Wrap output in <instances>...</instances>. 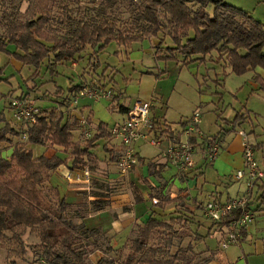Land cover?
Here are the masks:
<instances>
[{
  "label": "rangeland",
  "instance_id": "374dc122",
  "mask_svg": "<svg viewBox=\"0 0 264 264\" xmlns=\"http://www.w3.org/2000/svg\"><path fill=\"white\" fill-rule=\"evenodd\" d=\"M143 1L144 0H115L112 4L109 0H50L49 10L47 12L48 24L46 27L52 34L59 35L65 34L69 26L78 20L97 19L103 21L109 19L113 21L116 26L115 28H122L131 22V13L134 7L133 3H142ZM226 1L248 11L255 19L264 22V0ZM34 6L35 0H0V33L5 32V23L8 21L25 22L27 19L34 17ZM207 10L212 13L214 11V5L210 3ZM162 19L167 21L165 16H163ZM168 29H170V25L165 22L164 30L168 31ZM164 37L165 34L160 33L159 38L135 41L128 46H122L116 41H112L104 48L96 49L98 51V58L95 56L96 53H94L91 47L84 51L82 57L79 59L64 61L57 64L53 54H51L43 61L38 72H36V67L25 65L12 56L1 53L0 128L9 123L10 126H13L20 132L19 137H13V142L23 139L22 130L24 126L21 125L20 128L14 121L12 112L9 109L8 99L11 95H16L23 91L25 92V89L29 85L36 88V91L32 92L31 96L37 99L43 112L48 113L52 110H63L67 117L76 119V129H74L75 140H80L83 144L86 143V141L90 140L98 132L97 125L94 124L98 123V121L94 119V123H92L90 127H85L81 124L80 119L88 116V110L83 100H81L79 104H74V100L77 98L78 94L71 95L69 107H62L60 102H58L62 96L64 97L67 95L69 87L72 86L73 83L86 79L84 86L87 85L91 89H94L98 84L103 87L113 86L114 92L116 94L120 92L119 97H122L121 99L118 98V101H113V104L112 101L107 99H101L102 102L100 104L102 106L94 104V108L100 111L102 120L111 118L110 113L108 114L106 111H113L114 108L117 107V105L114 104L125 103L127 105H133L137 100H152L159 116L165 115L168 123H170L173 128L169 126L164 130V135L166 137H171L173 140H165L163 146H166L167 142L178 140H174L176 137L174 131L179 134L183 140L187 139V136L183 133L180 126V121L190 119L196 112L201 114L199 130L202 129L203 132L207 134H218L222 128H229L231 130L233 127L228 121H232L238 113L249 114L250 116H248L247 122L242 126V129L238 128L231 131L228 139L230 142L239 137L237 140L241 146L243 137L239 134V131L243 130V128L248 132L254 130L248 135V141L250 143L259 142L263 145L260 149L256 150L255 157L260 167L264 169V92L257 94L251 86L252 80L255 78V73L253 71L240 75L234 73L230 67L226 66L224 60H219L220 56L216 50L208 54L204 60L185 62V58L181 54H177L175 58L171 59H156L154 55L156 45L160 43H163V46L172 45L170 38ZM8 49L12 52L19 51L15 45H9ZM164 49L165 48H163L162 53H166ZM94 56L98 60V62L95 63L96 66H93V60H96ZM34 72H36L37 75L34 74L32 76ZM100 76L104 77L108 83L103 85L104 82L99 81ZM27 79L29 80L27 81ZM58 87L62 90H59ZM8 93L9 95L6 98L5 95ZM81 97L82 99H90L85 96ZM90 104L93 106V103ZM245 114H243L239 120H246L247 115ZM120 115L123 114L120 113ZM217 139L220 140L218 137ZM193 143H196V140ZM101 144L102 147L98 151L102 153V150L106 149L107 143L106 145L104 142ZM202 144H204V142ZM103 145H105L104 149ZM252 145L254 149H256V146L254 144ZM12 146L13 143L2 141L0 142V152L5 157H10L13 153ZM29 148L32 149L35 155L46 154L47 152L51 154L54 149V147L47 148L37 144H29ZM159 148L158 146L156 147L147 143L142 146L147 157L154 155ZM56 151H58V155L63 158L67 156L61 148H57ZM225 153H228V150ZM234 157H231V159H234ZM207 164L209 165L206 170L207 180H204V178L200 176L198 180L196 178H191L190 180L187 178V172L190 171V173H192L198 171L201 166L190 168L187 171H180L173 166L168 170V173H170L168 177L169 180L166 181L163 177H158L156 172L150 173L148 165V173L146 175L136 171L135 168L138 165H135L126 175H122L117 163L115 164L114 170V174L117 176L109 183H105L106 180L93 176L92 184L87 187L89 190L80 193L83 195L84 201L82 203H73L72 208L67 213L76 223L82 222L79 216L80 214L84 216V222L88 219L87 223L89 228L94 226H106L112 222V217L116 216L117 212L115 209L117 205L113 206L115 203H121L120 206L122 209L119 210L121 215L130 212L131 209L134 208L136 201H141H139V197L142 193L146 195V200L143 198L139 205L136 206L135 210L142 212L135 218L133 226L124 228V231L117 229L104 230L102 227L100 228L101 233L98 238L99 245L93 246L92 244L90 246V252L88 254L89 262L95 264L104 257L111 259L115 258L118 261L116 263L121 264L123 255L128 251L131 245V240L139 234L138 226L141 225V223L144 224L146 217H149L154 211H158V216L167 222H170L171 217L176 216L186 219L180 222L171 221L173 231L174 229L176 230V236H174L172 240L174 245L170 248V255L178 253L180 258H182V255H185L188 259H191V261L190 263H186L180 259L175 261L172 256L171 259L174 260L171 264H203L204 260L209 258L211 260L207 263L211 261L221 263V254L225 251H227L226 253L229 255L232 254L233 257L235 255L237 256L239 252H241L242 255V249L239 246L240 243L247 252L254 250V248H263L264 216L257 218L254 215L255 211L258 209L255 207L256 201L254 200V192L260 191L258 188L259 185L255 184L254 192L251 190L248 198H246V191L240 196L226 199L214 194L207 197V194L215 191V185L220 182L216 176L225 173L227 174L226 178L229 179V176L234 174L231 167L225 165V169L221 168L219 172L217 170V160L216 163L212 162ZM96 167H99V164L98 166L96 165L94 169L91 167L93 174L98 173ZM238 169L240 168L235 170L237 171ZM150 177H153L155 182H151ZM195 177H198V175H195ZM97 179L100 180V182ZM52 181L57 185H68L58 176H54ZM186 182L189 183V188H192L194 198L192 194L189 193V189L186 190L187 188H182L187 187ZM197 183L199 185L198 188L196 185ZM259 183H261V181H259ZM153 184L159 185L154 186ZM137 185H139V187ZM219 190L224 191L223 188L218 189V191ZM93 193H97L98 198L101 199L103 203L107 204L103 209L106 210L108 208V211H106L107 214L96 217V212L99 211H96L92 207V200L89 198ZM171 195H174V197ZM53 197L57 200L54 195ZM160 197L166 200L175 198V200L170 201V204L165 208H161L158 203ZM210 198H217L221 201H229L232 199L243 200L246 198L244 209L254 217V221L249 225L250 228L252 227L251 233L246 239H244L245 234L242 228L241 237L237 243L230 245L226 250L222 247L221 243L227 235L223 225L211 221L204 213V204ZM154 199L158 202L156 203ZM113 201L115 203H113ZM188 202L192 206L200 205V208L203 210L202 214H200L201 223L198 224V216L195 214L194 216L189 212V209L186 208ZM262 205H264V202L261 206ZM252 206L254 209H252ZM134 212L137 214L136 211ZM137 220H139V222H137ZM248 227L244 229L247 230ZM155 231V235L161 237L162 240L163 236L170 235L172 229L158 227ZM207 231L209 232L208 236H203L207 235ZM24 239L30 246L28 254L25 256V261L17 259L15 264H47L45 261L41 260L39 255L33 253L32 247L40 243L38 232L27 229ZM161 240L151 239L149 245H151L153 241L160 242ZM13 245L14 244L10 242L8 238L7 240L0 239V264H10L7 260V254ZM109 245L117 249V251L109 252V249H107ZM118 251H122L120 254L123 255L120 256V254H117ZM185 252L186 254H184ZM157 255L159 258L168 259L169 257L167 254L161 255L160 252L157 253ZM252 257L253 264H264V255H261L259 251L256 255H252Z\"/></svg>",
  "mask_w": 264,
  "mask_h": 264
},
{
  "label": "trees",
  "instance_id": "16d2710c",
  "mask_svg": "<svg viewBox=\"0 0 264 264\" xmlns=\"http://www.w3.org/2000/svg\"><path fill=\"white\" fill-rule=\"evenodd\" d=\"M109 1L113 4L115 0ZM210 3L214 5L212 13L207 10ZM49 4L50 0H35L34 17L25 22L5 23V32L0 33V54H7L25 65L34 66L38 72L43 61L51 54L57 64L79 59L82 53L91 47L98 58L96 49H102L112 41L128 46L135 41L159 38L160 33H164L165 37L170 38L172 45L163 46V43L156 45L154 53L156 59H171L181 54L185 62L204 60L208 54L216 50L220 56L219 60H224L226 66L234 73L240 75L257 71L255 80L260 83L261 89H264V22L226 0L134 2L131 22L125 27L115 28L113 21L109 19L78 20L69 26L65 34L59 35L52 34L46 27ZM163 16L167 21L162 19ZM165 22L170 25L168 31L164 30ZM9 45H15L20 52L10 51ZM163 48L166 53H162ZM96 62L97 59L93 60V66ZM259 69L262 72H258ZM36 72L32 76L37 75ZM85 80L73 83L69 87L67 95L58 100L62 107L70 106L71 95H77L82 90ZM99 81L104 82L103 85L108 83L102 76ZM112 88L114 89L113 86ZM58 89L62 90L60 87ZM35 91L34 86L28 85L25 92L21 93L31 96ZM9 93L5 95L6 98ZM8 102L10 104V98ZM118 111L126 113L128 107L119 104ZM241 116L243 113H238L233 119L234 127ZM87 117L92 123L91 114ZM156 119L161 122L160 119ZM76 123V119L67 117L63 110H52L48 113L41 110L36 124L25 127L27 139L13 142V137H19L20 132L9 123L0 128V142L13 143V153L10 157H5L0 152V239L8 238L14 244L7 254L10 264H15L17 259L25 261L30 247L24 239L27 229L38 232L40 243L32 247L33 253L39 255L47 264H94L89 262L88 254L92 244L99 245L101 229L87 227L84 216L80 214L81 223H76L68 216L67 213L73 203L62 197L59 189L50 183L53 172L61 165H66L70 169H79L87 165L94 169L98 161V156L94 152L97 142L111 137L107 124L100 121L97 124L98 132L83 144L80 140H75ZM182 123L185 125V121ZM29 144L61 148L67 156L63 158L57 153L49 158L44 154L35 155ZM157 166L149 161V172L155 173ZM259 181L257 185L260 184L262 192L257 199L258 202L261 199L264 202V179ZM97 195L92 194L94 196L92 207L96 211H101L107 204ZM172 200L160 197L158 203L161 208H165L168 201ZM240 214L241 210H236L230 218L220 224L225 229L226 224ZM185 220L176 216L167 222L158 216L157 211L152 212L144 224L138 226L139 234L131 240L128 251L124 255L120 254L122 251H118L117 254L123 255L121 264H171L174 259L190 263L191 259L185 255H182V258L178 253L170 255V248L174 245L172 240L176 236L171 221ZM158 227H166L172 231L161 240V237L155 235ZM246 231L243 228L244 234ZM151 239L161 241H153L149 245ZM107 249L109 252L117 251L111 245ZM159 252L161 255H169L168 259L159 258L157 255ZM172 256L174 259H171ZM210 260L206 259L204 263ZM116 262L118 261L115 258L103 257L95 264H117Z\"/></svg>",
  "mask_w": 264,
  "mask_h": 264
},
{
  "label": "built area",
  "instance_id": "2783aa9c",
  "mask_svg": "<svg viewBox=\"0 0 264 264\" xmlns=\"http://www.w3.org/2000/svg\"><path fill=\"white\" fill-rule=\"evenodd\" d=\"M81 96L89 97L96 101L101 99L114 101L115 99L122 98L114 92L112 87H103L100 84L94 89L85 85L78 93L74 104L79 103L78 101L82 98ZM152 107V100H137L133 105L128 107V111L122 120L116 121L109 127L111 140L117 142L121 147L117 165L122 175H126L138 164L140 144L147 143L156 147H162L163 142L167 140V137L164 135L167 125L158 122L152 114ZM9 109L12 112L14 121L24 126L22 137L23 139H27L28 133L25 127L36 124L41 112L37 99L22 93L11 95ZM80 122L85 127H90L92 124L89 122L87 116L81 118ZM200 122L201 114L196 112L193 117L185 120L183 133L187 136V139L167 142L166 147L162 148L165 159L180 171H187L197 166V145L192 142V138H196V140L198 138L204 139L202 155L206 163H212L218 158L222 148V141L218 140L217 137H207L199 130ZM239 134L243 137L242 157L244 166L234 173V178L239 181L243 180L246 183V198H248L250 191L253 190L255 184L257 185V181L264 179V169L260 167L256 160L255 149L252 143L248 141L247 132L240 130ZM64 176L69 183H84L88 187L92 184L93 171L87 165L79 169L68 168L64 172ZM246 198L229 201L210 198L204 204L206 217L215 223H223L236 210L242 211L239 217L232 219L226 224L227 235L221 243L224 249L237 243L241 237L242 228L248 227L254 221V217L244 209ZM154 200L156 203L158 202L156 199Z\"/></svg>",
  "mask_w": 264,
  "mask_h": 264
},
{
  "label": "crops",
  "instance_id": "0c3cea01",
  "mask_svg": "<svg viewBox=\"0 0 264 264\" xmlns=\"http://www.w3.org/2000/svg\"><path fill=\"white\" fill-rule=\"evenodd\" d=\"M256 72H254V73L256 74ZM258 72H262V70L259 69ZM251 86L254 88L253 90L257 94H260V93H263L264 92V89H261L260 83L257 82L255 80V78L252 80ZM81 100H83V102H85V106H87L88 114H91L92 123H94V119H96L98 121V123L101 121V122H104L105 124H107L108 129H109V127L112 126L116 121L122 120L125 117V113H121L123 115H120V112L118 111V105L119 104H114V105H117V107H115L113 111H109V110L106 111V113H108V114L110 113L111 118L108 119V120H102L100 111L98 109H95L94 108V104H99L100 106H102L100 104L102 102V100L101 101H95V100H92V99H82L81 98V99H79L78 102L80 103ZM90 103H93V106ZM123 105H125L127 107L130 106V104L127 105L125 103H123ZM152 114H153V116L155 118L160 119L161 122L164 125H167V126L169 125L172 128V126L170 125V123H168L165 115L164 116H159V114L156 111V108L154 107V105L152 107ZM243 114H245V113H243ZM118 115H120V116H118ZM245 115H247L246 120H239L236 123L235 127H234V124L232 123L233 120L232 121H228L229 123L232 124V127L233 128L231 130L229 128H227V129L226 128H222L221 131L218 132V135L217 134H207V133L203 132V130L201 129V131L207 137H211V136L212 137H217V136H220L221 137L220 140L222 141V149H221V151H220V153L218 155V158L216 159L217 162H218V164H217V170L219 172L221 171V168L222 169H225L224 168V165L225 166H230L232 172H234V173L236 171L235 169L242 168L244 166L243 157H242V147L243 146L242 145L240 146L239 145V141L237 140L239 137L236 138V139H234L233 141H230V142H229L228 137L230 136L231 131H234V130H236L238 128H241L242 129V126L245 124V122H247L248 116H250L249 114H245ZM182 121H185V120H181L180 121V126H181L182 131H183V129H184V123H182ZM98 123H94V124L97 125ZM16 124H18V126H20V128H21V125L19 123H16ZM244 130L246 131V129H244ZM253 131L254 130H251L250 132L247 131V132H248V134H250ZM174 134L176 135V137L174 138V140H176V139L183 140L182 137L179 136V134H177L175 131H174ZM110 139H111V137L110 138H107V139L103 138V139H100L97 142V145H100L102 142H104L105 145L107 143V146L106 147H105V145H103V149H104V147L106 149L102 150V153L98 151L102 147V144L94 149V152L98 156V161H97L96 165L98 166V164H99V167L100 168L99 167H96V169L98 170V173L93 174V176L96 177V178H100L102 180H106L105 183H109L110 181L113 180V178H115L117 176L116 174H114V170H115V164L117 163V159H118L117 156H119L120 149H121V147L119 146V144L117 142H115L113 140H110ZM166 139L167 140H173L171 137H167ZM192 140H194V139H192ZM203 140H201L200 138H198L196 140V143H195L197 145V147H196V149H197V154H196V157H197V159H196L197 166L198 167L201 166V168L198 171H194L192 173H190V171L187 172V178L189 180L191 178H196L198 180L199 179V176L200 177H203L204 180H207V178H206V170L208 169V166L209 165L205 162V159H204V157L202 155V148H203V144L202 143L204 142ZM252 144H254L256 146L255 152H256V150L260 149L263 146L259 142L252 143ZM143 145L144 144H140V146H139V157H140L141 160L138 161V164H137L138 166H136V168H135L136 171L142 172L143 175L144 174L146 175L148 173V171H147V165H148L149 161H151L154 164H157L158 165L157 167H155V171H156L157 176L158 177H163V179H165L166 181H168L169 180L168 177H169V174H170V173H168L169 172L168 170H170L173 166L165 159V157H164V155L162 153L163 151L161 149L164 148V147H166V146H162V148L160 147L161 149L159 148L154 155H152L151 157H147L146 156V153L142 149V146ZM56 149L57 148H54L52 150V153L51 154L49 152H47L44 155L47 158H49L52 155H54L55 153L58 154V151H56ZM227 150H228V153H225ZM230 151H232V152H230ZM233 155L236 156V157H234ZM231 157L232 158L234 157V159H231ZM216 160L214 161V163H216ZM68 168L69 167L66 166V165H61L60 167H58L53 172L52 177L50 179V183H51V185H53L54 187H57L59 189L60 194L62 195V197H65L68 202H70V203H82L84 200H83V195L80 194V193L83 192V191H85V190H89V188L87 189V185L84 184V183H80V184L69 183L66 180L65 176H64V172ZM103 169H105V170H103ZM104 174H109V175H104ZM195 175H198V177H195ZM226 175L227 174L222 173V174L216 176V178L220 181L219 183H217L215 185V191L213 190L216 193L212 192L210 194H207V197L210 196V195H212V194H214V195H216L218 197H222L223 199L224 198L226 199V198H230V197L232 198V197L240 196V195H242L244 193V191H246V189H247L246 188V183L243 180H241V181L236 180L234 178V174L233 175H230L229 176V179H228V178H226ZM54 176L60 177L70 187L68 185H57L56 183H54L52 181V178ZM150 179H151V182H155V179L153 177H150ZM98 181L100 182V180H98ZM153 185L154 186H158L159 184L158 185L157 184H153ZM196 185H197V188H198V186H199L198 183ZM258 185H260V184H258ZM137 186L139 187V185H137ZM80 187L83 188V189H81ZM74 188H77V189H74ZM182 188H187L186 190L189 189L188 190L189 193L192 194V197L194 198L193 193H192V188L191 189L189 188V183H187V187H182ZM221 188H223L224 191H221V190L218 191V189H221ZM258 188L260 189V186ZM201 189H202V187H201ZM77 190H79V191H77ZM253 192H254V188H253ZM261 192H262L261 189H260L259 192H254V199L255 200L261 194ZM201 193H202V190H201ZM171 196L174 197V195H171ZM140 197H141V201L143 200V198H144V200H146V195L144 193H142V195ZM89 198H90V200H93L94 197L92 195H90ZM171 199L175 200V198H171ZM140 202H137L136 201V204H134V208L131 209L130 212L123 213V214L120 215L119 210L122 209V207L120 206L121 203L120 202L115 203L113 201V203H115L113 206H116L117 205L116 206V209H115L117 213H116V216L115 217H112V219H111L112 222L109 225H106V226H94V227H97V228H101L102 227L104 230H106V229H117V230L124 231V228L133 226V224L135 222V218L138 217L137 215H139L142 212V211L135 210L136 206H138ZM134 203H135V200H134ZM262 203H263L262 200L259 201V202H258V199L256 200V206L255 207H256V209L257 208L258 209L255 211V214L254 215L257 218L264 216V205L261 206ZM168 204H170V202H168L166 204V206ZM183 205H184V203H183ZM186 208H188L189 209V212H191L193 215L195 214V215L198 216L197 217L198 224L202 222L201 221L200 214H202V211L203 210L200 208V205L192 206L188 202L186 204ZM252 209H254L253 206H252ZM106 211H108V208L106 210H102V211L96 212L97 213V214L95 213L96 214V217H98L100 215H103V214H107ZM134 211H136L137 214H135ZM157 214H159L158 211H157ZM147 218L148 217H146L145 221L147 220ZM125 220H127V221H125ZM87 222H88V219L85 220V224L87 225V227H89V225H88ZM137 222H139V220H137ZM251 230H252V227L250 228V226H249L247 228V231H246V234H245L244 239H246L247 236L251 233ZM208 234H209V232L207 231V235H203V236H208ZM262 242L264 244V239H262ZM251 243H252V241H251ZM239 246L242 249V255H241V252H239L237 256L235 255L233 257L232 254L229 255L228 253H226L227 251H225V252H223L221 254V258H222V262L221 263H216L215 261H211V262H209L207 264H253V257H252V255H256L258 253V251H259V253L261 255H264V245H263V248H254V250H250L249 252H247V251L244 250V247H243V245H241V243L239 244ZM225 250H226V248H225Z\"/></svg>",
  "mask_w": 264,
  "mask_h": 264
}]
</instances>
